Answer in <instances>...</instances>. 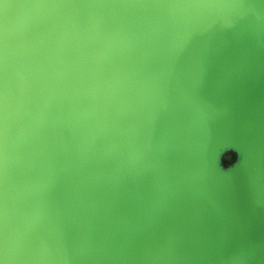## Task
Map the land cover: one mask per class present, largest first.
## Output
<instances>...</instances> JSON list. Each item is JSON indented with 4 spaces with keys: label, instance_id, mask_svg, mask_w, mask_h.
Instances as JSON below:
<instances>
[{
    "label": "water",
    "instance_id": "1",
    "mask_svg": "<svg viewBox=\"0 0 264 264\" xmlns=\"http://www.w3.org/2000/svg\"><path fill=\"white\" fill-rule=\"evenodd\" d=\"M0 264H264V0H0Z\"/></svg>",
    "mask_w": 264,
    "mask_h": 264
},
{
    "label": "rangeland",
    "instance_id": "2",
    "mask_svg": "<svg viewBox=\"0 0 264 264\" xmlns=\"http://www.w3.org/2000/svg\"><path fill=\"white\" fill-rule=\"evenodd\" d=\"M230 156H232V155H228V156L225 157V162H226V163L228 162L227 159H229ZM233 159H234V158H233ZM233 159H231V161H232ZM231 161H230V162H231ZM230 162H229V163H230ZM227 164H228V163H227Z\"/></svg>",
    "mask_w": 264,
    "mask_h": 264
},
{
    "label": "trees",
    "instance_id": "3",
    "mask_svg": "<svg viewBox=\"0 0 264 264\" xmlns=\"http://www.w3.org/2000/svg\"><path fill=\"white\" fill-rule=\"evenodd\" d=\"M233 158H234V156H230L229 159H227V161H228L227 163H229L231 161V159H233Z\"/></svg>",
    "mask_w": 264,
    "mask_h": 264
}]
</instances>
